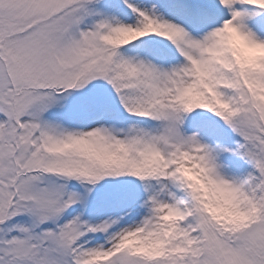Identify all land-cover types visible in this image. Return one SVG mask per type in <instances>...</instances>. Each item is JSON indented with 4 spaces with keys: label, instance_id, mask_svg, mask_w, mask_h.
<instances>
[{
    "label": "snow or ice",
    "instance_id": "snow-or-ice-1",
    "mask_svg": "<svg viewBox=\"0 0 264 264\" xmlns=\"http://www.w3.org/2000/svg\"><path fill=\"white\" fill-rule=\"evenodd\" d=\"M0 264H264V0H0Z\"/></svg>",
    "mask_w": 264,
    "mask_h": 264
}]
</instances>
